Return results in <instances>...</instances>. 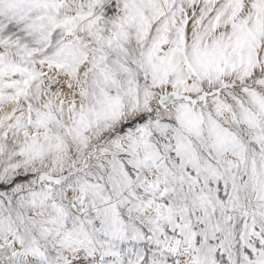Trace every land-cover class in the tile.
<instances>
[{"label":"snow or ice","instance_id":"1","mask_svg":"<svg viewBox=\"0 0 264 264\" xmlns=\"http://www.w3.org/2000/svg\"><path fill=\"white\" fill-rule=\"evenodd\" d=\"M0 264H264V0H0Z\"/></svg>","mask_w":264,"mask_h":264}]
</instances>
